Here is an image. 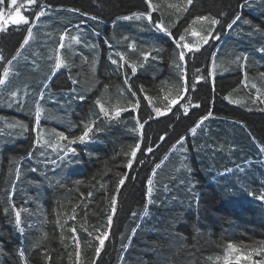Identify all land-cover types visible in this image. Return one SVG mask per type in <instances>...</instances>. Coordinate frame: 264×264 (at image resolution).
Masks as SVG:
<instances>
[{
	"label": "trees",
	"instance_id": "1",
	"mask_svg": "<svg viewBox=\"0 0 264 264\" xmlns=\"http://www.w3.org/2000/svg\"><path fill=\"white\" fill-rule=\"evenodd\" d=\"M41 2L56 15L62 13L58 14V21L60 17H64V22L74 20L75 26L78 25L74 35L78 34L77 29L82 33L84 28L93 33L96 26L95 36L101 35L98 41L101 48L95 40L84 45L71 42V47L64 48L69 67L52 75L46 57L58 47L61 34L68 27H59L53 19L44 34L38 33L37 51L30 43H22L27 26L7 25L6 32L0 31V55L5 57L0 61V79L4 78V70L9 69L5 85L0 86V124L23 121L28 125L24 132L9 128L7 134L0 133V264H24L18 250L25 251L28 264H45L43 250L51 257L49 264H77L73 235L81 243L79 264H94V260L95 264H217L218 257V264H223L229 243L247 246L246 253L259 248L264 242V201L259 199L264 193V111L261 110L264 77L260 75L264 73V53L258 49L264 47V0H248L250 7H241L245 0H194L182 17H177L166 5L182 4L183 0H154L177 38L195 15L224 16L216 30L220 39L210 41L192 59L186 57L190 91L172 112L145 125L141 152L144 144L152 145L154 152L143 155L138 152V162L131 170L125 166L129 159L126 153L137 142V133L131 131L135 126L133 116L143 122L153 108L167 105V100L163 104L159 100L162 96L174 98L183 83L180 72L170 68L178 51L174 40L160 35L163 39L160 44L155 40L145 41L135 34L142 33L138 25L116 24L110 29L99 23L110 24L116 17L145 12L144 0H37L38 5ZM8 4L10 0H3L0 12L8 9ZM69 9L80 11L73 13ZM35 10L39 11V7ZM24 13L31 19L29 11ZM234 14H240L251 24L238 22L234 30H226L223 24ZM92 16L97 19H91ZM173 20L178 23L173 25ZM253 26L261 31L256 32ZM56 28L59 40L51 45ZM104 39L110 44H105ZM133 39L138 42L135 48L129 46ZM194 39L186 36L188 42ZM153 47L161 50L162 58L149 57L144 68L139 69L142 53L152 51ZM117 53L124 55L129 63H137L135 76L128 65L121 71L111 63L109 57L119 59ZM238 55L248 56L246 66L243 61L233 63ZM212 61L218 66L214 80L211 77L197 80L198 76H208ZM225 68L227 71H223ZM125 71L132 91L141 97L140 109L137 113H122L119 121L105 120L97 114L99 110L94 103L97 98L103 96L102 102L109 108L134 101L124 83ZM193 84L195 91L191 90ZM253 84L261 89L257 91ZM140 86L143 92L138 90ZM73 89L86 98L77 99L71 94ZM13 91L24 101L23 110L8 106ZM41 91L44 100H39ZM230 93L241 103L235 105L225 100ZM145 95L152 98L151 105L143 99ZM38 100L45 109L39 132L34 124ZM185 104L187 115L182 107ZM194 104L200 107H192ZM209 112L212 115L192 134L191 128ZM91 120L96 121L91 139L70 145L76 152H69L63 160L61 150L41 148L35 143L37 135L42 134L53 144H67L58 141L54 133L64 132L70 138L80 135L83 124ZM231 123L243 124L249 133ZM165 133L166 139L160 140L158 137ZM181 137L187 142L181 149V154L186 156L182 165L173 155L166 157ZM157 164L159 168L155 167ZM152 172L156 175H151ZM122 174H127L129 180L121 188L109 240L101 256L95 259L98 242L94 237L97 230L105 229L111 197ZM148 179L154 183L151 204L147 196ZM12 204L31 213H22L23 233L14 225V214L9 208ZM4 208H9L7 214ZM72 227L77 229L75 234L70 231ZM45 236L43 249L29 252L33 241ZM261 259L264 254L256 253L254 260Z\"/></svg>",
	"mask_w": 264,
	"mask_h": 264
},
{
	"label": "snow or ice",
	"instance_id": "2",
	"mask_svg": "<svg viewBox=\"0 0 264 264\" xmlns=\"http://www.w3.org/2000/svg\"><path fill=\"white\" fill-rule=\"evenodd\" d=\"M146 5V11L145 12H135L131 15L124 16L120 19L126 20V21H146L148 26L150 28H154L155 31L164 33L168 37H171L174 40V46L178 50L176 54V60L173 61L174 67L180 72V78L182 79L183 83L181 87L177 90V95L174 98L169 99L168 96H165V100L168 101L167 105L164 109L161 107H155L151 111H149L146 116L143 119V122H141L140 118L138 116H133V120L135 121V126L131 129L134 133H137V142L131 146L130 152L126 153V155L129 157L128 162L126 164V169L131 170L133 169V164L137 161V153L141 152V146L144 143V134L143 129L145 128V125L148 124L151 120L162 117L166 115L169 112H172V109L174 106H176L181 100L185 98V94L189 93L190 87L187 82V75H186V57L188 59H192L195 56V53L201 52V49L205 46L209 45L210 41H218L220 39V34L217 33V26L222 25V19L224 14H221V16L218 18L214 15H195L190 19V21L186 22L187 26L183 28V32L179 34L178 38L173 36V33L171 31V26L169 24H166L163 17L164 13L161 11V7L159 4L154 3V0H144ZM194 0H183L182 4H167L166 7L170 10H172L177 17H182L184 14H187L189 12V9L191 6H193ZM0 3H3V0H0ZM11 4L14 6L13 11L9 13L8 17H5L4 12H0V31L6 32V28L4 27L5 24H11L15 26H27L25 28V31L27 33L26 38L23 39L22 43L23 45H28L30 40L33 39V27H35V24L32 23V20L39 21L41 17L48 14V11L50 10V7L45 5L43 2H41L39 5L37 4V0H26V3H18V0H11ZM29 6H34L32 8H29ZM39 7V11H36L35 8ZM251 4L248 2V0H245V3L241 5V7H250ZM22 8H28L31 19L29 15H25L21 9ZM69 11L73 13H77L80 10L79 9H69ZM160 13V16H158L156 19L153 18V13ZM84 15H88L87 13H84ZM91 19L95 20L97 17L92 16ZM238 22H242V24L250 25L251 21L247 19H242V16L240 14H234V16L230 19V21H227L223 24V28L226 30H234V26L237 25ZM178 23V20H173L172 24ZM197 25H199V29H197ZM256 32H260L261 30L253 26ZM78 34L72 36L70 39L75 44H81L85 43L86 40H82V33L79 32V29H77ZM190 35L191 37L195 38L194 42H188L186 40V36ZM251 35V34H250ZM68 37V32L65 31L62 36L60 37L61 43L59 45L60 49L65 48L64 39ZM128 38L125 37V40ZM131 47L135 48V42L133 41L130 45ZM71 47V45H69ZM94 47V45H92ZM259 52L264 53V47H261L258 49ZM189 54H192L189 56ZM17 55L19 53L17 52ZM119 59H113L111 56L109 57L111 63L113 65H116L117 68L121 71H124V66L128 65L131 69V75L135 76L138 72V65L136 62L129 63L128 59L125 58L124 55L117 53L116 54ZM149 57L152 58V60L161 59V50L159 48L153 47L152 51H145L142 53V62L139 64V69H143L145 64L148 62ZM5 57L3 55H0V61H4ZM243 61V65L246 66L248 62V56L247 55H238L235 57L233 63L240 64V62ZM7 63H11V61H7ZM69 67L68 62L64 57L57 56L55 58V62L52 67L51 74L55 75L59 70L62 68L67 69ZM217 65L215 61L211 62V71L208 73V76H198L197 80H207L209 77H211L213 80L215 78V73L217 70ZM199 69H197V72L199 73ZM223 71H227V69H223ZM125 81L124 83L128 86V91L130 95L134 98V101L130 100L128 102V105L121 106V105H115L111 108L106 107L105 103L102 102L104 97L101 96L100 98H97L95 100V106L98 107V115H102L105 120H113V121H119L122 113L131 111L132 113H137L140 109V100L141 97L137 96L136 91H132L131 85L128 83V73L125 71ZM262 77H264V73L260 74ZM3 79H0V86L5 85L7 78L9 77V69H5L3 72ZM245 80L247 79V73H244ZM47 79V77H45ZM77 83H79L77 81ZM43 87V85H42ZM253 88L256 87L255 84L252 85ZM140 92H143V86H140L138 89ZM191 90L195 91V85L193 84L191 86ZM108 91V86H104V92L106 93ZM259 91V90H257ZM73 96H76L79 100H84L86 98L85 94L77 93L76 90H72L71 93ZM28 93L25 92V96H27ZM39 100H44V92L38 93ZM259 98V97H257ZM149 105L152 103V98L145 95L143 97ZM225 100H228L230 103L234 104H240L241 102L239 100H233L231 99V95H226L224 97ZM39 100L35 102V110H34V124L37 127V131L39 132V126L41 122V117L45 111L43 107L40 106ZM24 101L19 98V93L16 91H13L11 93L10 99L7 101V104L9 107L16 106L18 108L21 107ZM184 114H188V105L185 104L182 106ZM194 108H199V104L192 105ZM251 110V109H249ZM264 111V109H261ZM212 115L211 112H209L207 115L203 116L196 124L191 128V133L195 134L197 131V128H200L204 121L208 120V118ZM95 120H91L89 122H86L83 124V131L82 134L72 136L71 138L69 136H66L64 132L54 133L55 137L58 141H67V144H61L56 143L53 144L49 140L44 139L42 134L37 135L35 139V143L43 147H49L53 148L54 150H61L63 155L60 157L61 160L65 159L68 156V153L71 152L72 154H75L76 149L70 147L72 144L76 143H85L91 139V135L94 131L95 127ZM9 128H19L22 132L28 130V125L25 124L23 121H14L8 125ZM167 137V134L158 137L160 140H165ZM185 138L181 137L177 143L181 145V148H183ZM144 152L146 153H153L154 148L150 144H144ZM144 152H141L143 155ZM155 167L159 168L160 165L157 164ZM35 171V169H33ZM190 171V169H189ZM151 175L155 176L156 173L152 172ZM17 177L19 178V169H17ZM129 180V176L127 174L120 175L116 189L115 194L111 197V206L110 211L106 218V226L103 231L97 230V234L95 235L94 239L98 242V245L95 248V259H98L101 256L102 251L105 249V242L109 240V236L111 233V229L114 223V217L117 214L118 211V204H119V196L121 193V188H123L126 184V181ZM147 196H148V203H154L153 200V192H154V183L152 179L147 180ZM92 193L89 192L88 196H91ZM259 199L261 201H264V193H262L259 196ZM11 209V212L14 214V225L17 229V231L23 233L25 231V221L22 219V213H26L28 215H31L29 209L27 208H18L15 204H12L9 206ZM9 208H4L3 211L7 214L9 212ZM144 215L147 216L148 212L147 210L144 212ZM72 219H75V216L71 217ZM87 231V229H84ZM72 234H75L77 229L75 227H72L70 229ZM91 235V233H89ZM46 239V236L42 239H36L33 241L29 248V252H37L41 251L43 249V243L42 240ZM73 241H74V249L76 254V261L77 264H79L80 258H81V243L77 236L73 235ZM247 246H241L238 247L235 243H229L227 244V250L226 254L223 256V264H240L241 261H246L247 264H264V259L261 260H254L253 254L254 253H260L264 254V242H261V246L259 248H252L251 251L245 252L244 248ZM19 255L21 259L24 261V264H28L29 257L25 255L24 250H18ZM42 259L45 262V264H49L51 257L48 254L47 250L41 251ZM211 259V258H209ZM220 258H217V264L219 262ZM95 264V260H94Z\"/></svg>",
	"mask_w": 264,
	"mask_h": 264
},
{
	"label": "rangeland",
	"instance_id": "3",
	"mask_svg": "<svg viewBox=\"0 0 264 264\" xmlns=\"http://www.w3.org/2000/svg\"><path fill=\"white\" fill-rule=\"evenodd\" d=\"M21 2H22V0H18V3H21ZM23 3H26V1H24ZM13 7L14 6L11 4V0H10V4H8V6H7L8 9L3 8V10H1V12L5 13V17L6 18L8 17L9 13L13 11ZM31 7L32 6H29V8H31ZM24 10L29 11L28 8H22L21 9V11L23 13H24ZM58 14L61 15L62 13L59 12ZM58 14L56 15L55 11H49L48 14L45 15L44 17H41L39 21H35V23H34L35 27H33L34 36H33V39L30 40L29 43L36 48V51H37V46L39 47V40H40V38L38 36V33L39 34H44V32H46V28L48 27V25H50L53 22V19H55V21H56V23H57V25L59 27H68V30H67L68 37H66V40L64 39V41H63V42H65V46L69 45L72 42L70 38L72 36H74L75 28H78V25L75 26L76 22L74 20L73 21L65 20V22H64V17H60L59 21H58V17H59ZM153 18L156 19L155 15H153ZM118 21H122L123 25H128V24L138 25L140 27L139 29L142 31V33L136 32L135 34L138 35L139 36L138 38H140V39H143L145 41H148V40L153 41V40H155V43L158 42L159 44L163 42L162 38H160L159 36L155 35V31H154L155 29L154 28H150L149 26L148 27L141 26L138 23V21L135 22V21H126V20H123V19H117L116 22H118ZM7 25H11V24H5L4 27L7 28ZM95 27L92 29L93 33H91L87 28H84V30L82 31V40H86V44H90V42L94 41V40L97 41V42L99 41L101 35H98L99 37L96 38V36H95L96 31H94V30H96ZM144 33H146L147 35L144 34ZM61 36H62V34H61ZM56 39L59 40V38L57 36V28L55 29V31L53 32V34L51 36V39H50L51 45L54 44V41ZM103 41H104L105 44H110L109 40L104 39ZM133 41L135 42V45L137 46L138 42L135 39H133ZM133 41L131 40L129 42V46L132 44ZM84 44L85 43H83V45ZM98 44H99V49H100L101 48V44L99 42H98ZM59 45L60 44L58 43V47L56 49H54V50H51V53H49L48 57H46L48 59V61L50 62V66L51 67H53V64L55 62V58L57 56H61V57L65 58V56L67 55L66 52L64 51V49H60ZM170 68L172 70L176 69L174 67V65L170 66ZM62 69H64V68H62ZM59 71L57 73H59ZM255 89L258 90V89H261V88H257V86H256ZM261 90L264 91V89H261ZM230 95H231V99L236 100L234 98V96H233V93H230ZM154 97H156V96H154ZM159 100L161 101L162 104L166 101L163 96ZM235 105H238V104H235ZM262 109H264V103L262 104ZM231 124L242 128L240 125H238L236 123H231ZM1 126L5 127L7 130H4V129L0 128V133L3 132L4 134H7L8 129H9L8 123L4 122L3 125L0 124V127ZM184 143H187V142L184 141ZM184 143H183V146H184ZM181 149H184V148H181V145L179 143L175 144V146L171 149L170 153L166 157H169V156L173 155L174 159L177 160V161H181V165H182L185 162L186 156L184 157V154H181ZM255 257H256V253L253 254V259ZM241 262H244V263L247 264L246 261H241Z\"/></svg>",
	"mask_w": 264,
	"mask_h": 264
}]
</instances>
